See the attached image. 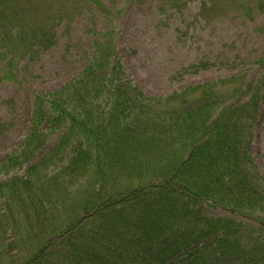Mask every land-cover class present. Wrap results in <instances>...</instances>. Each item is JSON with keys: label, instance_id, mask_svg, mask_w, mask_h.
Instances as JSON below:
<instances>
[{"label": "trees", "instance_id": "obj_1", "mask_svg": "<svg viewBox=\"0 0 264 264\" xmlns=\"http://www.w3.org/2000/svg\"><path fill=\"white\" fill-rule=\"evenodd\" d=\"M114 56L100 42L78 78L37 95L0 164V264H264V178L243 132L258 94L250 110L229 104L238 80L146 96Z\"/></svg>", "mask_w": 264, "mask_h": 264}, {"label": "rangeland", "instance_id": "obj_2", "mask_svg": "<svg viewBox=\"0 0 264 264\" xmlns=\"http://www.w3.org/2000/svg\"><path fill=\"white\" fill-rule=\"evenodd\" d=\"M2 1L0 164L25 141L37 95L54 93L78 78L98 44L107 41L127 77L146 96L167 97L199 84L221 94L222 81L238 80L225 87L229 104L247 103L250 110L257 93L255 120L243 132L264 178V0ZM19 31L21 37L25 33L23 41L16 38ZM32 38L42 46L29 51ZM8 60L16 65L5 78ZM249 85L258 89L245 93ZM46 152L33 156L19 173ZM2 181L7 176L0 175ZM206 213L231 217L222 209L207 208ZM241 220L248 224L247 239L254 241L255 221Z\"/></svg>", "mask_w": 264, "mask_h": 264}]
</instances>
